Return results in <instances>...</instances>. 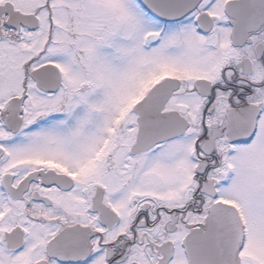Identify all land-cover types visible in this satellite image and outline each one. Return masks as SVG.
<instances>
[{"label":"snow or ice","instance_id":"1","mask_svg":"<svg viewBox=\"0 0 264 264\" xmlns=\"http://www.w3.org/2000/svg\"><path fill=\"white\" fill-rule=\"evenodd\" d=\"M0 264H264V0H0Z\"/></svg>","mask_w":264,"mask_h":264}]
</instances>
